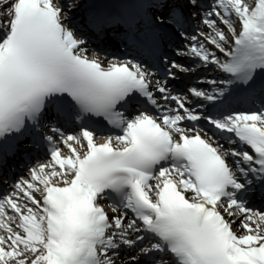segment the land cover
<instances>
[{"label":"snow or ice","instance_id":"1","mask_svg":"<svg viewBox=\"0 0 264 264\" xmlns=\"http://www.w3.org/2000/svg\"><path fill=\"white\" fill-rule=\"evenodd\" d=\"M0 183V264H264V0H0Z\"/></svg>","mask_w":264,"mask_h":264}]
</instances>
